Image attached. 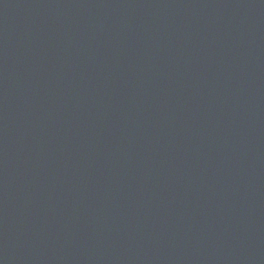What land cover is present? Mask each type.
Here are the masks:
<instances>
[{
  "label": "water",
  "instance_id": "1",
  "mask_svg": "<svg viewBox=\"0 0 264 264\" xmlns=\"http://www.w3.org/2000/svg\"><path fill=\"white\" fill-rule=\"evenodd\" d=\"M0 264H264V0H0Z\"/></svg>",
  "mask_w": 264,
  "mask_h": 264
}]
</instances>
